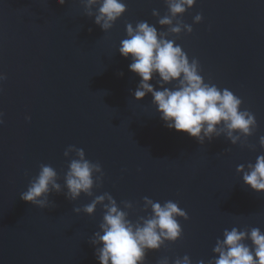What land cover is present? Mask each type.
Here are the masks:
<instances>
[{"label":"water","instance_id":"obj_1","mask_svg":"<svg viewBox=\"0 0 264 264\" xmlns=\"http://www.w3.org/2000/svg\"><path fill=\"white\" fill-rule=\"evenodd\" d=\"M122 3L126 12L104 30L95 22L99 4L88 0H0V264H100L96 234L109 196L134 226L153 216L146 198L185 212L176 217L181 238L148 251L144 264H176L185 255L190 264H215L225 230L264 232V192L237 170L264 155V0H196L177 17L168 0ZM165 16L172 25L159 23ZM142 21L197 60L205 83L241 99L240 110L256 118L250 135L234 132L233 143L221 125L201 143L170 130L150 93L135 98L141 78L119 47L126 26ZM151 83L178 87L158 74ZM73 149L100 165L90 194L77 199L66 186L69 164L79 158ZM42 164L60 185L43 208L20 198ZM100 196L95 213H85Z\"/></svg>","mask_w":264,"mask_h":264},{"label":"clouds","instance_id":"obj_2","mask_svg":"<svg viewBox=\"0 0 264 264\" xmlns=\"http://www.w3.org/2000/svg\"><path fill=\"white\" fill-rule=\"evenodd\" d=\"M195 2L196 0H168L171 17L183 15ZM58 3L63 5L65 0H58ZM88 4H99L95 22L104 30L111 28L126 12V5L122 0H88ZM195 20L200 22L202 15H196ZM159 23L172 25V18L165 16ZM186 27L189 32L192 31L191 27ZM126 30L127 38L121 41L119 52L126 59L131 57L129 68L141 78L134 96L137 100H143L150 93L161 119L170 130L185 133L201 143L205 136L211 139L221 125L227 129L233 143L234 132L251 134L256 125L255 116L249 111L240 110L241 99L229 89L205 83L198 71L197 60L189 62L180 46L172 40L162 38L156 28L147 22H139L135 29L129 23ZM170 30L179 33L181 27L173 26ZM156 74L165 84L178 82V87L156 90L151 83ZM5 78L0 76V79ZM2 116L3 113H0V117ZM3 123L0 118V124ZM261 144L264 145V137H261ZM73 150L79 158L72 159L69 164L66 186L69 197L77 199L81 193L90 194L94 183L93 171H99L100 165L85 159L83 149ZM67 154L66 151L65 155ZM237 170L244 173V182L252 190L264 192V155L258 156L255 164L249 165L248 171L244 170L243 165H239ZM56 180L57 172L54 168L42 164L38 176L21 193L20 198L43 208L50 188L60 191ZM104 199L103 196L97 197L83 211L89 215L94 214L97 204ZM108 200L110 204L105 206L106 212L100 225L102 234H96L98 242L102 244L97 253L100 264H144L148 251H158L164 240L175 242L181 238L182 228L176 217H187L177 203L167 201L162 206L146 198L153 216L134 226L127 219L126 213L117 207L115 200L110 196ZM75 211L79 212L80 209ZM247 240L251 241V246L245 243ZM214 251L219 254L215 264H264V232L259 228H252L250 232L236 228L225 230L224 239L218 241ZM176 264H190V259L185 255Z\"/></svg>","mask_w":264,"mask_h":264}]
</instances>
